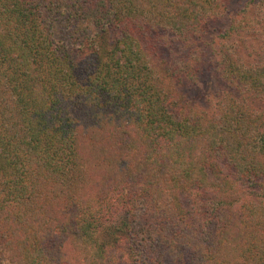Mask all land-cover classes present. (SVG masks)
<instances>
[{
    "label": "trees",
    "instance_id": "obj_1",
    "mask_svg": "<svg viewBox=\"0 0 264 264\" xmlns=\"http://www.w3.org/2000/svg\"><path fill=\"white\" fill-rule=\"evenodd\" d=\"M227 11L0 0V264H264V0Z\"/></svg>",
    "mask_w": 264,
    "mask_h": 264
},
{
    "label": "rangeland",
    "instance_id": "obj_2",
    "mask_svg": "<svg viewBox=\"0 0 264 264\" xmlns=\"http://www.w3.org/2000/svg\"><path fill=\"white\" fill-rule=\"evenodd\" d=\"M244 1L245 0H228V11L226 12V18L228 20L231 17L236 15L234 13V11H232V8H236L239 4H241ZM245 38L247 40L242 39V37H241V39H239V45L240 46L238 48H240V50L248 49L247 46H248L249 43L252 44L251 46L256 45L257 42L254 39H249L247 37H245ZM219 42H220L219 38L215 37V32H213L211 34L208 33L206 35V51H207L206 58L209 57L208 55H209L211 49L216 44H218ZM199 46H201V44ZM203 85H204L203 90L206 89V91H208V90L209 91H213L215 86L218 85V82L215 79V76L213 74H211V75H206V79L204 80ZM225 195H228L229 196L228 198H231L232 200H235L233 204H234V206H238V207L241 206L243 201H245L247 199V195H246L245 191L241 192L240 190H235V191L230 192V193L228 192Z\"/></svg>",
    "mask_w": 264,
    "mask_h": 264
}]
</instances>
